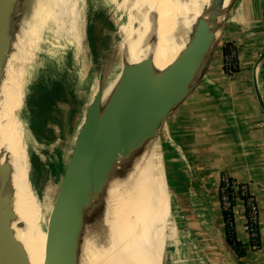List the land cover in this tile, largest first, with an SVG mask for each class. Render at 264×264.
Listing matches in <instances>:
<instances>
[{
    "label": "bare ground",
    "instance_id": "6f19581e",
    "mask_svg": "<svg viewBox=\"0 0 264 264\" xmlns=\"http://www.w3.org/2000/svg\"><path fill=\"white\" fill-rule=\"evenodd\" d=\"M218 1L223 0H146V4L149 3L146 7L135 5L133 9L141 24L123 43L121 70L113 87L104 92L102 112L125 69L148 58L152 61V73L145 78V87L151 90L169 67L168 64L163 68L165 57L179 52L191 42L198 23L201 20L208 23L217 13ZM142 2L141 5L145 4ZM157 12L161 13L157 15ZM75 22L72 0H44L28 21L23 38H17L5 54L0 64V75L6 71L4 67L10 60V52L24 47L22 43L30 33L35 36L36 32L52 26L59 33L67 23H74L72 30H66L72 36ZM78 46L76 50L79 52ZM9 70V78L4 80L6 76L3 75V80H0V166H6L0 173V203L7 205L12 212L8 225L22 245L28 264H44L46 232L41 228L40 205L28 179L25 134L20 119L25 95V82L22 81L25 77L17 70ZM156 153L152 143L146 142L141 150L131 155L130 161H126L128 167L120 173V185H111L113 179H108L104 188L105 203L96 217L101 216L103 222L101 224L95 218L96 226L89 224L86 220L93 209L86 210L74 264H158L156 243L163 229L167 206ZM98 226L97 232L93 233ZM138 242L150 253L142 252Z\"/></svg>",
    "mask_w": 264,
    "mask_h": 264
},
{
    "label": "crops",
    "instance_id": "0c3cea01",
    "mask_svg": "<svg viewBox=\"0 0 264 264\" xmlns=\"http://www.w3.org/2000/svg\"><path fill=\"white\" fill-rule=\"evenodd\" d=\"M231 1L224 0V11ZM223 10L207 23L215 37L220 33ZM233 13L226 41L236 49L237 73L225 76L217 56L206 79L168 118L161 145L179 212L175 218L186 222L188 227L181 229L210 253L208 263L264 264V113L256 92L264 103V0H240ZM189 44L167 55L163 68L170 67ZM224 175L245 184L258 204L257 250H252L243 230L245 207L240 200L232 210L240 255L227 241L218 198Z\"/></svg>",
    "mask_w": 264,
    "mask_h": 264
},
{
    "label": "rangeland",
    "instance_id": "374dc122",
    "mask_svg": "<svg viewBox=\"0 0 264 264\" xmlns=\"http://www.w3.org/2000/svg\"><path fill=\"white\" fill-rule=\"evenodd\" d=\"M139 1L134 0V3L133 0H72L76 20L75 33L71 36L66 31L71 29L74 23H67L59 33L54 26L36 32L35 36L30 33L22 43L24 47L20 46L18 50L13 49L10 52L12 53L9 55L11 57H8L10 60L8 59V64L5 63L4 67L6 71L0 75V80L4 78L7 80L11 68L21 73L25 77L23 81L21 80L25 82V96L31 86L40 79L43 84L51 85V82L62 84L60 99L53 100L54 105L49 111V117L42 118L41 126L33 129L34 134L32 130H27L30 116L24 105L20 112L29 165L28 179L30 176L33 181V191L40 205V225L44 231H46V214L58 190L61 173L64 171L62 168L70 158L77 135L85 121L86 109L94 96L93 93L99 88L104 93L113 87L121 70L123 43L141 24L133 8L135 5L146 7L149 3L146 4V0H142L143 2H140L145 4L141 5ZM43 2L44 0H14V6L5 23L9 33L8 41L13 44L16 43L17 38H23L24 32L28 29V21L33 18L35 10ZM160 13L157 12V15ZM233 14L232 11L227 18L229 22L235 19ZM220 33L216 41L217 47L223 39L224 21ZM76 46L79 47V52ZM160 60L161 58L157 68ZM16 61L18 62L15 64ZM41 98V93L38 91L34 101ZM154 142L158 146L157 148L152 143L159 160L167 206L162 221L163 229L160 230L156 243L158 264H209L210 253L206 252L200 242L189 235L187 230L181 229L188 227L186 222L183 220L179 222L175 218L179 212L172 197V188L169 184L171 180L167 178L169 166L162 150L163 146ZM57 151L63 154V161L62 158L57 159ZM119 160L115 165L117 169L114 167L110 173L112 176L108 178L113 179L111 185L114 186L120 185V173L128 167L126 161L120 158ZM100 201L99 196L93 197L92 203L87 208V210L93 209L86 220L92 226H96L94 220L102 210ZM101 218V216L96 218V221L99 219L102 224ZM98 229L99 226L93 230V233ZM181 230L184 232L178 233ZM137 246L142 252L150 253L141 242H138Z\"/></svg>",
    "mask_w": 264,
    "mask_h": 264
},
{
    "label": "water",
    "instance_id": "95a60500",
    "mask_svg": "<svg viewBox=\"0 0 264 264\" xmlns=\"http://www.w3.org/2000/svg\"><path fill=\"white\" fill-rule=\"evenodd\" d=\"M239 3L232 0L224 11V0L218 1L216 11H224V34L218 47L216 41L221 33L215 37L207 21L201 20L187 49L151 90L145 87V78L152 73L149 58L125 69L103 112L104 93L97 89L50 208L44 264H74L78 236L93 197H100L101 206L105 203L104 188L119 158L130 161L131 155L146 142L161 145L168 118L206 79L216 57L223 60L230 46L226 41L227 18ZM13 6L14 0H0V64L12 44L7 39L5 23ZM256 92L264 113V103ZM5 169V165L0 166V173ZM12 217L10 208L0 203V264H28L22 245L8 225Z\"/></svg>",
    "mask_w": 264,
    "mask_h": 264
},
{
    "label": "built area",
    "instance_id": "2783aa9c",
    "mask_svg": "<svg viewBox=\"0 0 264 264\" xmlns=\"http://www.w3.org/2000/svg\"><path fill=\"white\" fill-rule=\"evenodd\" d=\"M223 73L227 77L234 76L238 71V59L236 49L230 45L222 60ZM219 204L221 212L228 213V222L233 231L232 210L236 201L243 202L245 207V222L243 230L247 233L252 250L259 248V220L260 210L256 201L250 197L247 186L237 183L230 177L224 175L219 185ZM233 228V229H232Z\"/></svg>",
    "mask_w": 264,
    "mask_h": 264
},
{
    "label": "trees",
    "instance_id": "16d2710c",
    "mask_svg": "<svg viewBox=\"0 0 264 264\" xmlns=\"http://www.w3.org/2000/svg\"><path fill=\"white\" fill-rule=\"evenodd\" d=\"M50 86V87H49ZM41 93L42 98L38 101H34V98L37 94V92ZM62 93V84L60 82H51V85L49 84H43L42 80H38L35 82L31 88L29 89V93L25 96L24 95V102L23 105L25 109L28 110L30 119L28 122V127L27 130H32L34 128H38L41 126L43 120L42 118H48L49 117V111L54 105L53 100L60 99ZM37 119V121H36ZM40 119V120H39ZM40 123V125H38ZM25 133V132H24ZM34 134V133H33ZM62 158L61 160L63 161V154L59 151H57V159ZM65 168V167H64ZM62 168V170H64ZM63 172V171H62ZM62 174V173H61ZM30 184L32 187V190H34L33 184H32V179L29 176ZM34 192V191H33ZM223 220L225 223V230H226V238L229 243V245L232 247V249L240 255V246L236 242L235 235L233 231H231V227L228 222V213L223 212Z\"/></svg>",
    "mask_w": 264,
    "mask_h": 264
}]
</instances>
